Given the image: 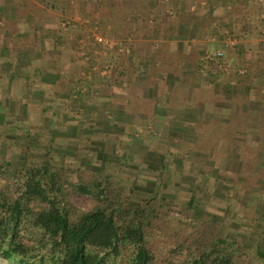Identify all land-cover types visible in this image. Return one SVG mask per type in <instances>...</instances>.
<instances>
[{"label":"rangeland","instance_id":"rangeland-1","mask_svg":"<svg viewBox=\"0 0 264 264\" xmlns=\"http://www.w3.org/2000/svg\"><path fill=\"white\" fill-rule=\"evenodd\" d=\"M156 1L159 20L153 23L151 13L139 9L143 23L137 17L130 24L132 49L149 51L147 37L188 27L201 41L200 58L216 50L219 36L232 40L219 83L198 79L199 100L183 91L157 107L121 100L132 44L123 40L125 22L83 18L75 7L66 11L64 0H0L9 8L16 4L19 15L17 21L0 13V121L13 127L7 136L22 142L23 152L40 149L35 155L49 152L72 168L83 165L84 154L95 166L106 161V171L124 184L159 181L165 216L155 231L158 245L169 244L168 234L195 227L219 236V221L242 218L245 242L237 263L264 264L256 255L257 241L264 243L258 233L264 231V0ZM34 29L59 43L54 49L46 42L50 55ZM160 44L161 55H171L173 46ZM198 58L193 55L194 62ZM166 62L161 69L171 68L173 62ZM11 144L2 147H9L5 159L21 147ZM190 197L193 208L187 210ZM72 203L83 211L94 206L87 197L73 196Z\"/></svg>","mask_w":264,"mask_h":264},{"label":"trees","instance_id":"trees-1","mask_svg":"<svg viewBox=\"0 0 264 264\" xmlns=\"http://www.w3.org/2000/svg\"><path fill=\"white\" fill-rule=\"evenodd\" d=\"M64 1L66 11L76 8L83 18L96 14L114 23L125 18L123 10L135 14L137 3L153 0ZM2 3L0 13L18 21V6ZM51 37L40 40L45 55L53 52L46 50V41L54 49L59 45ZM226 63L222 57L210 71L219 67L220 74ZM7 127V119L0 121V264H239L237 254L245 242L238 229L242 218L230 219L227 225L219 221V236L195 227L193 232L168 234L169 244L158 245L155 231L165 216L159 181L124 184L106 171V161L95 166L84 154L79 163L83 165L72 168L49 152L35 155L40 149L27 147L23 152V143L7 136H12L13 127ZM8 142L21 147L5 159L9 147H2ZM160 166L164 168L163 159ZM73 196L89 198L93 208L81 210L72 203ZM193 203L190 197L187 210ZM258 233L264 241V231ZM256 255L264 260V243L259 246L257 241Z\"/></svg>","mask_w":264,"mask_h":264},{"label":"crops","instance_id":"crops-1","mask_svg":"<svg viewBox=\"0 0 264 264\" xmlns=\"http://www.w3.org/2000/svg\"><path fill=\"white\" fill-rule=\"evenodd\" d=\"M158 4L159 2L156 0H153L152 4L151 2H146L145 4L139 3L136 5L135 14L124 11L123 14L125 18H121V21L125 22L128 28L127 35L123 39L124 42L132 40V44H129L130 46H133L134 40L130 33H133L134 31L130 28V24H133L137 17H139L140 20L141 15H138L137 13H140L139 9L142 10L143 6L146 7V12L143 13L145 14V16L146 13H151L153 23H155V19H160L159 17H161V15H159ZM134 16L136 17L133 18ZM139 23H143V21L140 20ZM155 28H157V26H155ZM36 29L41 30V27L39 26ZM188 31L189 27L187 30H183V32L177 31L175 33H171V36L160 37V35L155 34L154 37H147L149 38L148 40H146L147 44L151 46L149 51L147 49H132V46L130 49L126 50V52H129V55L125 54V66L123 68V73H121V77L124 78V82H121V87L124 88V92L121 97L122 101L127 104L128 102L133 104L147 103L157 107L160 106L161 103L165 104L171 94H174L175 97H178L181 91H183V95L187 94L191 96L192 99L197 100V92L202 89L198 79L201 80V78H216V82L219 83V67L213 69L212 71H210L209 69L205 73H202L200 71V56L202 54L200 55L201 47H199L197 44H199L201 41L199 40L198 35L195 36L194 33H191V31L189 33ZM226 32L227 31H225V33ZM34 33L37 35L40 34L39 32L35 31V29ZM43 33L44 37L43 34L40 35L42 40H44L43 42H45V40H47L46 37L47 35H49V33L44 31ZM93 39L96 42H103V39L96 34ZM212 39L215 40V38ZM154 40L157 41V44H155ZM160 43H165L167 44V46H173V49L171 47V55H164L163 53L162 54L164 56L161 55ZM216 45V50H214L213 52L221 51L223 52V54H225L228 47L233 45V43L232 40L228 37H225L224 34L222 37L219 36ZM193 55H199L198 60H196L195 62L193 60ZM170 60L171 62H173V64L170 65V69L160 68V66L162 67L163 65L167 64L166 61L170 62ZM223 71L224 70H221L220 74L223 73ZM212 85H214V83H212ZM128 88H134L136 91L134 93H130L128 91ZM132 99H135L136 102ZM193 102L194 101H190L189 103L193 104ZM165 106L166 105H164V107Z\"/></svg>","mask_w":264,"mask_h":264},{"label":"built area","instance_id":"built-area-1","mask_svg":"<svg viewBox=\"0 0 264 264\" xmlns=\"http://www.w3.org/2000/svg\"><path fill=\"white\" fill-rule=\"evenodd\" d=\"M223 56L224 54L221 51H215L212 53L204 54L200 59V63H201L200 71L202 73H205L207 70L210 69L213 63L218 62Z\"/></svg>","mask_w":264,"mask_h":264}]
</instances>
